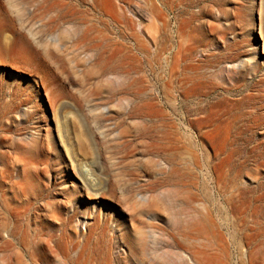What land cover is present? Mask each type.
<instances>
[{"label":"rangeland","instance_id":"1","mask_svg":"<svg viewBox=\"0 0 264 264\" xmlns=\"http://www.w3.org/2000/svg\"><path fill=\"white\" fill-rule=\"evenodd\" d=\"M57 1L0 0V264H264V0Z\"/></svg>","mask_w":264,"mask_h":264},{"label":"bare ground","instance_id":"2","mask_svg":"<svg viewBox=\"0 0 264 264\" xmlns=\"http://www.w3.org/2000/svg\"><path fill=\"white\" fill-rule=\"evenodd\" d=\"M51 0H38V8L40 10H42V12L46 13L48 15V22H49V26L51 29L55 30L56 27H58V25L60 24L61 20L66 21V20H71V19H76L80 16H76V14L78 13L77 11H65L64 8H61L58 1L57 2H50ZM64 1V0H63ZM62 4V3H61ZM65 4V3H64ZM71 10V9H70ZM84 11V10H83ZM37 12V11H36ZM114 12V11H113ZM41 14V13H40ZM87 14V13H86ZM90 17V16H89ZM70 18V19H69ZM124 19V18H123ZM45 22V21H44ZM62 23V22H61ZM107 23V22H106ZM37 24V23H36ZM164 24V23H162ZM46 25V24H45ZM99 27V26H98ZM97 27V24L90 18H88V16H84L83 17V21H76L74 24V31L76 32L75 35H77V39H75L77 42H81L84 43L87 47L92 48V47H98L101 49L102 53H105L104 58L107 59V63L109 64L107 67L108 68H112L109 67L111 66V64H113L114 62V58L113 56L109 55L110 54V41L111 38L108 35V30L106 25L104 30H99V28ZM122 27V26H121ZM163 32V28L162 26H160ZM102 29V27H100ZM160 29V28H159ZM73 31V33H75ZM48 32V31H47ZM99 32V33H97ZM72 33V32H71ZM70 33V34H71ZM64 35V31L59 32L58 33V39H62ZM73 35V34H72ZM76 37V36H75ZM56 39V38H55ZM54 39V40H55ZM163 39V38H162ZM187 39V38H186ZM191 39V38H190ZM52 42L54 41L53 38L51 39ZM191 41H194L193 38L191 39ZM190 41V45L188 46V48L186 50H188V52H190V54L193 52V42ZM94 47V48H95ZM96 47V48H97ZM179 51V50H178ZM181 52V51H180ZM183 52V51H182ZM114 53V52H113ZM112 53V54H113ZM179 53V52H178ZM174 54V53H173ZM188 54V58H192L189 57ZM104 55V54H103ZM186 56V57H187ZM194 57V56H193ZM103 58V59H104ZM191 61V59H190ZM181 62V61H180ZM104 63L106 64V62L104 61ZM194 63V61H193ZM104 64V66H105ZM173 64V63H172ZM188 65V64H187ZM190 65V64H189ZM191 65H195L192 66V69H194L193 72H189L188 77H187V81L190 82L191 86H189L187 88L188 92H187V96H197L196 97V102H194V104L196 105V110L198 113H202V112H206V109L209 107L210 104L208 103H204L202 97L205 95V87L208 86V84L211 82L212 77L215 75V73L213 74H208V71H206L204 69L203 66V62L202 61H197L194 64ZM114 66V65H113ZM176 67V66H175ZM104 68V67H103ZM181 69V68H180ZM109 70V69H108ZM221 73V72H220ZM222 74V73H221ZM167 89V88H166ZM170 98V97H169ZM169 102H171V105L173 106L172 108L175 111V107H174V102L173 100L170 98ZM190 103V101L188 102V104ZM187 104V106H189ZM164 106V105H163ZM194 106V105H193ZM210 108V107H209ZM208 110V109H207ZM160 112V122H161V126L163 128V130L165 129L166 124V118H165V111L163 109V107L160 108L159 110ZM204 117V116H203ZM173 125V124H172ZM173 127V126H172ZM176 130V129H175ZM169 131V130H167ZM170 132V131H169ZM176 132V131H175Z\"/></svg>","mask_w":264,"mask_h":264}]
</instances>
